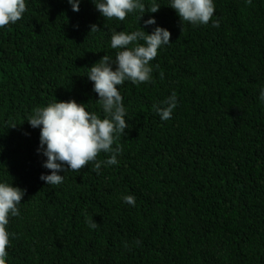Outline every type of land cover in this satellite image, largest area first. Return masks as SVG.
Masks as SVG:
<instances>
[{
    "label": "trees",
    "instance_id": "16d2710c",
    "mask_svg": "<svg viewBox=\"0 0 264 264\" xmlns=\"http://www.w3.org/2000/svg\"><path fill=\"white\" fill-rule=\"evenodd\" d=\"M140 2L145 13L120 21L93 0L79 12L25 0L22 19L0 28V183L26 190L6 225V264H264V0H213L207 25H182L172 0ZM92 24L101 30L89 35ZM157 26L171 43L149 62L150 80L117 86L128 125L114 134L118 164L102 151L99 174L89 162L47 185L34 109L75 100L106 118L89 68L115 59L114 33ZM173 93L164 121L153 105Z\"/></svg>",
    "mask_w": 264,
    "mask_h": 264
},
{
    "label": "clouds",
    "instance_id": "9594fccd",
    "mask_svg": "<svg viewBox=\"0 0 264 264\" xmlns=\"http://www.w3.org/2000/svg\"><path fill=\"white\" fill-rule=\"evenodd\" d=\"M72 10L79 12L81 0H68ZM96 9L105 19L116 18L124 21L129 13L139 10L145 13V5L140 0H93ZM178 13L182 25L189 22L193 25H207L211 20L215 7L213 0H172L171 6ZM159 5L151 6L147 12L157 13ZM26 11L25 0H0V28L14 24L22 19ZM144 14L141 15L140 20ZM156 25L155 18L144 21V27ZM214 27L219 26L216 21ZM90 33L101 30L97 24L90 26ZM143 31L127 33L120 31L111 37L112 49H120L113 60L105 54L97 63L91 66L87 75L94 82V92L98 94L97 101L105 113L106 118L101 119L95 112L86 110L84 104L75 100L59 101L47 107L34 109L28 123L32 128H40L41 153L47 159L43 167L50 170V174H42L40 179L47 185H59L63 182L61 172L79 171L89 162H95L93 170L99 174L101 162H96L100 152L111 153L103 163L106 166L118 164L117 156L122 149H113L114 134H123L128 125L125 120L123 98L118 91L119 85L126 80L137 85L150 80L152 68L149 62L157 56L158 49L171 43V32L157 26L149 34ZM144 41L143 44L134 42ZM163 76V73H161ZM259 99L264 102V89ZM162 105H153L154 110L164 121L169 120L177 106L176 94L173 93L161 102ZM42 126V127H41ZM12 124L10 128H16ZM46 146V147H45ZM26 194V190L14 187L13 184L0 183V264H6L9 233L6 225L9 215L19 216V205ZM127 204L135 205V198L124 196ZM97 224L90 221L89 227L96 228Z\"/></svg>",
    "mask_w": 264,
    "mask_h": 264
}]
</instances>
